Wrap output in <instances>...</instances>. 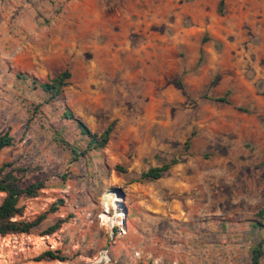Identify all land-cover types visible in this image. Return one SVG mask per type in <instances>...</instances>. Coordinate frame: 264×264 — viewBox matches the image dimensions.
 <instances>
[{"label":"rangeland","instance_id":"rangeland-1","mask_svg":"<svg viewBox=\"0 0 264 264\" xmlns=\"http://www.w3.org/2000/svg\"><path fill=\"white\" fill-rule=\"evenodd\" d=\"M220 3L0 0V135L16 138L0 164L30 166L24 184L53 181L21 201L26 220L67 200L31 234L0 237V264H99L105 252L109 264H251L264 237L252 226L264 213V0ZM138 29L164 47L159 63L141 61L152 43ZM65 71L56 99L17 78ZM66 112L99 135L112 125L106 149L76 161L58 147L57 133L87 146ZM174 159L160 180L135 182ZM49 250L66 261L38 262Z\"/></svg>","mask_w":264,"mask_h":264},{"label":"trees","instance_id":"trees-1","mask_svg":"<svg viewBox=\"0 0 264 264\" xmlns=\"http://www.w3.org/2000/svg\"><path fill=\"white\" fill-rule=\"evenodd\" d=\"M224 0L220 3V12H222ZM202 53V51H201ZM72 75L69 71L60 73L56 78L49 82H40L29 75L17 74V78L22 81H31L34 88H41L51 99L61 97L64 88L69 86ZM220 102H225L224 99H218ZM66 118L74 119V116L67 112L64 114ZM77 122L81 135L85 139L87 146L86 149L76 150L67 140L57 133L54 141L58 147L63 150L71 151L76 155V161L83 156L88 155L90 151L104 150L111 140V133L113 126L110 125L102 134L93 133L91 129L84 124L81 120L74 119ZM16 138L12 135L11 129L5 131L0 135V157L4 150L15 146ZM178 164V160H171L169 163L164 164L162 167L151 168L147 172H143L140 177L135 181L139 183L156 182L163 178L170 169ZM117 171H123L120 166L116 167ZM32 172L30 166L25 165L22 161L5 162L0 164V194H4V198L0 203V237H8L11 235L31 234L36 230L50 214L59 212L61 208L67 205L66 199H59L53 203L46 213L40 215L34 220H26L24 218V207L21 206L22 200L36 199L41 195L43 190L48 188L47 183L53 182L51 179L39 180L29 184H24L28 175ZM57 180L66 181V175L57 176ZM129 217V214H128ZM71 216L65 219H59L52 226L43 231L44 236H51L57 233L64 224L68 223ZM259 221L253 223L256 230H264V213H259ZM221 223V222H220ZM227 223V222H226ZM116 235V234H115ZM264 244V237L252 250L251 264H261V259L264 256L262 249ZM66 261L58 251H46L37 259L38 262L42 261Z\"/></svg>","mask_w":264,"mask_h":264},{"label":"crops","instance_id":"crops-1","mask_svg":"<svg viewBox=\"0 0 264 264\" xmlns=\"http://www.w3.org/2000/svg\"><path fill=\"white\" fill-rule=\"evenodd\" d=\"M149 29H144L143 31H140L142 29H138L137 31H135V32H137L136 33L137 34V38H135L137 41H139L141 38L142 39L145 38V36H148L149 43H152V48H151L152 50H148L146 55L144 54L143 50H142L141 53L138 54L140 56V58H141V61L148 67H150V66H152V65H154L156 63H159L163 59V50H165L164 47L162 48L161 46L160 47H154L153 46L154 45L153 43L156 42V37L153 38V39H150L151 36H153V33H149L150 32ZM124 33H125V30L118 32L119 37L120 36L124 37V38H126V41H128V38L126 37V35ZM163 35H164V37H163ZM158 39L161 40V41H165L166 40V34L165 33L164 34H160ZM125 43H126V45H125L126 47H128L131 44L130 40L128 42H125ZM143 47H144V45H143ZM121 48H124V47H121ZM133 58H134V60H136L135 59L136 57H133Z\"/></svg>","mask_w":264,"mask_h":264},{"label":"built area","instance_id":"built-area-1","mask_svg":"<svg viewBox=\"0 0 264 264\" xmlns=\"http://www.w3.org/2000/svg\"><path fill=\"white\" fill-rule=\"evenodd\" d=\"M46 238H49V236H47ZM51 249L55 248V245H50ZM109 264L110 263V258L107 252H105L103 255H101V259H100V263L99 264Z\"/></svg>","mask_w":264,"mask_h":264},{"label":"bare ground","instance_id":"bare-ground-1","mask_svg":"<svg viewBox=\"0 0 264 264\" xmlns=\"http://www.w3.org/2000/svg\"><path fill=\"white\" fill-rule=\"evenodd\" d=\"M118 198H119L118 196H114V197H113V201H114L115 203H118V202H119ZM121 210H122V212L124 211L122 207H121ZM121 214H122V213H121ZM123 214H124V216H125V212H124ZM122 216H123V215H122Z\"/></svg>","mask_w":264,"mask_h":264},{"label":"water","instance_id":"water-1","mask_svg":"<svg viewBox=\"0 0 264 264\" xmlns=\"http://www.w3.org/2000/svg\"><path fill=\"white\" fill-rule=\"evenodd\" d=\"M120 193H121V195H122V199H124L125 198V194L122 192V191H120ZM124 211H125V219H126V217H127V210L124 208Z\"/></svg>","mask_w":264,"mask_h":264}]
</instances>
